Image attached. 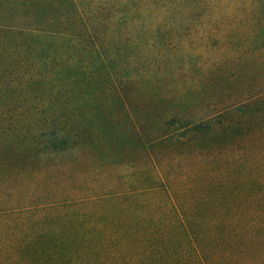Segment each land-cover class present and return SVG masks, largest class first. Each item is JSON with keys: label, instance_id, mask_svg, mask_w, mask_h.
Returning <instances> with one entry per match:
<instances>
[{"label": "trees", "instance_id": "obj_1", "mask_svg": "<svg viewBox=\"0 0 264 264\" xmlns=\"http://www.w3.org/2000/svg\"><path fill=\"white\" fill-rule=\"evenodd\" d=\"M212 2L176 84L137 0H0V264H264V0Z\"/></svg>", "mask_w": 264, "mask_h": 264}, {"label": "rangeland", "instance_id": "obj_2", "mask_svg": "<svg viewBox=\"0 0 264 264\" xmlns=\"http://www.w3.org/2000/svg\"><path fill=\"white\" fill-rule=\"evenodd\" d=\"M137 0L136 7H132L133 12L130 11L127 14V28L140 29L145 34L147 41H154V29L161 27L165 35H168L175 31L177 25L181 22L183 28L186 27L185 33L181 40H174V44L177 47L171 49L165 56H159L155 59V66L159 71H163L170 75L173 73L175 78L178 79L176 84L182 83V76L187 75L189 67L194 69L191 74L193 79L201 77L200 72L206 70L205 66L207 62L224 61L226 59V53L224 48L230 47L231 43H216L214 38L215 34L209 38L210 43L204 38L205 29L209 21L210 9H214V15H219L218 9L222 3L213 4V0ZM118 10V8H117ZM122 12V11H121ZM129 16V19H128ZM219 26H215V30ZM213 28V27H212ZM169 37L165 38V42L168 43ZM244 41V40H242ZM165 43V44H166ZM246 43V42H243ZM241 46L242 43H239ZM180 49L179 54L177 50ZM178 57L176 58V55ZM230 55V54H227ZM250 58L247 55H242L240 52V64H236L233 71L235 73H244L253 75L254 78L259 79L260 76H264V54L262 56H255L254 62H246ZM185 62L186 65L181 63ZM223 71L231 69L234 66L220 65L217 67L219 74ZM177 68H185V70H177ZM171 72H168V71ZM176 71V73H175ZM162 72V73H163ZM190 73V72H189ZM166 75V74H164Z\"/></svg>", "mask_w": 264, "mask_h": 264}]
</instances>
